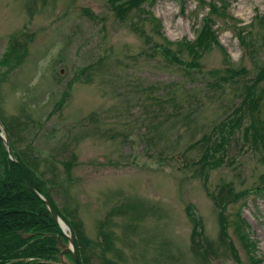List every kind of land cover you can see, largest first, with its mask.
<instances>
[{"label":"rangeland","instance_id":"1","mask_svg":"<svg viewBox=\"0 0 264 264\" xmlns=\"http://www.w3.org/2000/svg\"><path fill=\"white\" fill-rule=\"evenodd\" d=\"M224 1L219 46L196 58L199 0L124 19L110 0H0V124L90 243L87 264H264V0Z\"/></svg>","mask_w":264,"mask_h":264},{"label":"trees","instance_id":"2","mask_svg":"<svg viewBox=\"0 0 264 264\" xmlns=\"http://www.w3.org/2000/svg\"><path fill=\"white\" fill-rule=\"evenodd\" d=\"M157 0H110L115 13L119 18L124 19L130 13L140 9L147 2ZM224 0H199L200 6L208 7V14L203 18L199 34L194 42H187L186 48L192 56L200 58L204 52L218 45V34L214 30V17L225 18L227 15L226 5L220 6ZM157 22L158 31L162 28L161 23ZM237 35L243 45H248L246 40L247 28H238ZM171 44L170 42H168ZM165 54L170 56L172 61L182 63L179 56L171 49L165 48ZM228 77L238 74V72L229 69ZM256 84L264 82V67L258 73ZM248 111L254 113L259 108L260 98L256 97L252 85H246ZM252 100V102H251ZM251 102V103H249ZM249 103V104H248ZM244 109V108H239ZM241 119L237 117L235 126H239ZM256 123L251 125L255 128ZM9 136L10 144L15 158L20 162L26 171L34 188L43 195L54 207L56 212L69 224L76 239L77 250L82 264L88 263V257L85 256L86 247L90 245L87 239L80 233L78 224L71 222L56 206L49 195L47 183L39 180L36 170L31 168L34 162L28 159L26 154L20 155L14 148L11 138V132L5 127ZM248 131V130H247ZM264 133V131H263ZM260 134L256 135V139ZM211 147L203 156L204 160L210 153ZM30 158V156H29ZM67 164V163H65ZM0 264H58L60 262L61 249L54 238L47 234L53 233L61 236L62 241L67 243L59 224L54 220L45 204L37 198L27 187L22 170L13 161L9 159L5 144L0 138ZM220 221L222 232L226 231V217L221 214ZM239 224L243 225L242 223ZM200 224L197 222L193 228V240L200 236ZM30 234V238H24V235ZM205 253L208 251L205 248ZM70 255V254H69ZM239 261V259H238ZM262 262V261H261ZM103 264H110L104 261ZM255 264H261L255 261Z\"/></svg>","mask_w":264,"mask_h":264},{"label":"water","instance_id":"3","mask_svg":"<svg viewBox=\"0 0 264 264\" xmlns=\"http://www.w3.org/2000/svg\"><path fill=\"white\" fill-rule=\"evenodd\" d=\"M0 137L6 146L10 160L13 161L17 166L21 168L23 175L25 177V181H26V185L28 189L45 204V206L47 207L48 211L50 212L54 220L59 224L64 236L68 239L69 244L66 245L63 243L62 238L59 235L53 234V233L47 234L48 237L54 238L57 241L58 248L63 249L61 253L62 261L60 264H82L78 251H77L76 240L73 236V233L69 225L63 220V218H61L58 215V213L53 208L52 204L33 187L32 183L27 177L25 170L23 169L21 164L15 159L7 133L5 132L4 128L1 125H0ZM67 231L69 232V234L67 233ZM23 237L27 239V238H30L31 236L24 235ZM69 252H71L73 256V261L71 263H67L63 260V257H65V255Z\"/></svg>","mask_w":264,"mask_h":264},{"label":"flooded vegetation","instance_id":"4","mask_svg":"<svg viewBox=\"0 0 264 264\" xmlns=\"http://www.w3.org/2000/svg\"><path fill=\"white\" fill-rule=\"evenodd\" d=\"M1 211V210H0Z\"/></svg>","mask_w":264,"mask_h":264}]
</instances>
